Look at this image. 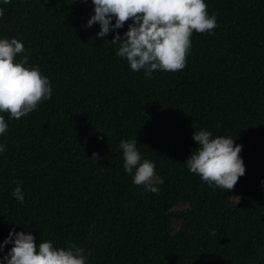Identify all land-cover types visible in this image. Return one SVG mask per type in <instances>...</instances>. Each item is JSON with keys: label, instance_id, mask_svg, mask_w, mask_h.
Listing matches in <instances>:
<instances>
[{"label": "trees", "instance_id": "trees-1", "mask_svg": "<svg viewBox=\"0 0 264 264\" xmlns=\"http://www.w3.org/2000/svg\"><path fill=\"white\" fill-rule=\"evenodd\" d=\"M204 2L213 34L193 33L183 70L146 77L87 27L91 0H0V39L21 42L17 61L52 89L19 120L0 113V244L14 230L75 244L85 264H264V0ZM202 129L242 146L231 191L184 165ZM135 139L157 193L124 171L120 141Z\"/></svg>", "mask_w": 264, "mask_h": 264}, {"label": "clouds", "instance_id": "clouds-1", "mask_svg": "<svg viewBox=\"0 0 264 264\" xmlns=\"http://www.w3.org/2000/svg\"><path fill=\"white\" fill-rule=\"evenodd\" d=\"M9 2L4 0L6 4ZM81 2L87 3L88 0ZM91 4L94 14L87 21V27L98 24V37L113 33L112 40L106 42L117 44L116 55L126 59L132 71L143 69L146 77H151L155 71L183 70L193 33L211 35L217 27L216 17L209 16L204 0H91ZM128 21L131 23L123 36L116 34ZM23 53L24 45L16 38L0 39V113H7L15 120L34 111L41 101L52 95L49 79L40 73L38 67L26 66V54L17 61V55ZM7 129L4 116L0 115V135ZM192 139L198 147L185 161L186 168L209 186L233 190L245 174L239 155L242 146L231 138H212V133L203 129L193 133ZM119 147L124 171L133 174V183L157 193V185L163 184V180L156 174L155 164L142 159L136 139L121 140ZM4 151L5 147L0 145V153ZM97 158L98 154L93 153L92 159L96 161ZM12 196L21 203L24 200L19 186ZM9 244L10 250L2 257L4 264H85L84 250L75 244L66 249L56 248L50 241L38 244L33 235L14 230L0 244V252Z\"/></svg>", "mask_w": 264, "mask_h": 264}]
</instances>
